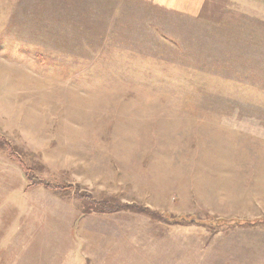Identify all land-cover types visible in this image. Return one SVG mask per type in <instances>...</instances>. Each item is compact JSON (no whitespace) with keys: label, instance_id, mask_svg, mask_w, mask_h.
<instances>
[{"label":"rangeland","instance_id":"1","mask_svg":"<svg viewBox=\"0 0 264 264\" xmlns=\"http://www.w3.org/2000/svg\"><path fill=\"white\" fill-rule=\"evenodd\" d=\"M198 2L0 0V264H264V0Z\"/></svg>","mask_w":264,"mask_h":264},{"label":"trees","instance_id":"2","mask_svg":"<svg viewBox=\"0 0 264 264\" xmlns=\"http://www.w3.org/2000/svg\"><path fill=\"white\" fill-rule=\"evenodd\" d=\"M0 143H2V145L5 147V149H7V153L9 155V157L16 161L17 163H19V165L21 166L24 174H25V177H26V180L28 182V186H27V190L30 189L32 187V181H33V177L30 175L31 174V171L28 169V167L24 164L23 160L21 159V157L19 156V154L14 151V149L9 146V144H6L5 143V139H0ZM39 184V183H38ZM46 187H49L46 185ZM50 188V187H49ZM90 210V209H89ZM143 211H146L145 208H142ZM93 211V210H92ZM257 226V225H256Z\"/></svg>","mask_w":264,"mask_h":264},{"label":"crops","instance_id":"3","mask_svg":"<svg viewBox=\"0 0 264 264\" xmlns=\"http://www.w3.org/2000/svg\"><path fill=\"white\" fill-rule=\"evenodd\" d=\"M184 1H185L186 3H188L189 5H198V3H199L198 0H178V3H179V4H178V3H175V4H176L175 6L178 7V9H183ZM240 12H241V11H240ZM247 13H251V12H247ZM3 151L6 153L7 157H8L11 161H13V162H15L16 164L19 165V163H17L16 161L12 160V159L9 157L7 151H5V150H3ZM19 167H20V169H21V171H22V173H23V175H24V178H25V180H26L25 174H24V172H23V170H22V168H21L20 165H19ZM13 174H14V171H13ZM26 182H27V180H26ZM26 185L28 186V182H27ZM26 185L23 186V191H24V189L26 188V191L28 192V190H30V189L27 190ZM26 194H27V193H25V195H26Z\"/></svg>","mask_w":264,"mask_h":264}]
</instances>
